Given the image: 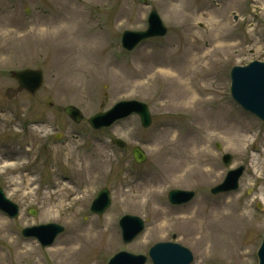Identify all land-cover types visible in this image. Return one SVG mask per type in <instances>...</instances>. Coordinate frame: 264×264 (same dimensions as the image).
Wrapping results in <instances>:
<instances>
[{
  "label": "rangeland",
  "instance_id": "374dc122",
  "mask_svg": "<svg viewBox=\"0 0 264 264\" xmlns=\"http://www.w3.org/2000/svg\"><path fill=\"white\" fill-rule=\"evenodd\" d=\"M216 6L214 38L205 18ZM151 8L167 34L124 50L121 33L144 30ZM86 24L101 36L90 45L79 35ZM254 60H264V0H0V189L21 211L14 219L0 211V264H107L120 250L147 256L170 241L191 251L190 264H257L264 122L230 94V70ZM24 68L41 69V89L7 99L16 85L10 71ZM123 100L147 104L148 128L136 114L89 126L90 116ZM67 105L81 111L80 122L64 113ZM135 145L143 163L133 160ZM238 167L235 190L211 192ZM104 187L111 203L98 216L90 205ZM170 189L195 195L171 205ZM124 214L147 220L128 243L118 225ZM50 222L63 232L49 247L21 233Z\"/></svg>",
  "mask_w": 264,
  "mask_h": 264
},
{
  "label": "water",
  "instance_id": "95a60500",
  "mask_svg": "<svg viewBox=\"0 0 264 264\" xmlns=\"http://www.w3.org/2000/svg\"><path fill=\"white\" fill-rule=\"evenodd\" d=\"M149 28L146 31L132 32L126 31L123 33V45L131 49L141 39L153 35H163L165 28L155 10H152L149 19ZM233 95L245 107L253 110L260 117L264 118V63L254 62L246 68H235L233 70ZM13 76L19 82L18 89H8V92H13V95L20 89L25 88L29 92H34L41 85L42 78L39 70H24L14 72ZM137 112L142 120V124L147 126L150 122V116L147 106L137 101H127L117 103L112 109L106 113H100L89 119V123L93 127H101L109 125L114 120L127 115L129 112ZM75 121H79L81 114L77 109L69 106L65 109ZM118 144L124 145L123 142L117 141ZM133 154L137 162H142L145 159L144 153L138 147L133 148ZM192 193L172 191L169 196L170 200H177L191 197ZM5 202L0 191V203ZM109 204L107 192L104 190L100 196L93 202L92 209L96 212H101ZM50 227V226H49ZM46 227V228H49ZM122 233L124 241L131 240L143 228V221L138 217L125 216L121 221ZM45 228V229H46ZM55 232L61 230L57 226H52ZM155 264H188L191 261L190 252L175 244H159L150 252ZM260 264H264V242L259 250ZM143 258L119 253L114 256L109 264H142Z\"/></svg>",
  "mask_w": 264,
  "mask_h": 264
},
{
  "label": "bare ground",
  "instance_id": "6f19581e",
  "mask_svg": "<svg viewBox=\"0 0 264 264\" xmlns=\"http://www.w3.org/2000/svg\"><path fill=\"white\" fill-rule=\"evenodd\" d=\"M187 1H188V0H184V2H187ZM219 9H220V8L217 7V6H216V8H211V9L209 10V15L205 18V19H206V22H207V26H208L210 32L213 33V37H214V38H215V36L218 35V33H219L218 30H217V28H218L219 25H217V24L220 23V18H219L218 15H216V14H217V11H218ZM189 13H191V12H189ZM187 17H189L188 14H187ZM55 18L57 19L56 15H54V14H49L48 17H47L48 20L55 19ZM88 27H89L88 24H86V25H84V26L79 25V30H80L79 35H80V37H81L82 39H84L85 41H87L88 44H89L90 42H95V41L99 40V39H97V38H98V37L101 38V36L98 35L97 33L90 32ZM222 39H223V38H222ZM89 45H90V44H89ZM93 50H94V49H87V52H85V56H84L83 60H85V61L87 62V64H88L87 67H89V66H93V65H92V63L94 62V58H93V56H92V55H93V52H94ZM83 62H84V61H83ZM79 63H80V65H81V61H80ZM204 102H205V100H204ZM213 120H215V119L213 118ZM86 232H87V234L89 235V234L92 232V228L88 229ZM93 232H95V229H93ZM70 242H71V241H70ZM75 244H76V243L71 242V247H73ZM68 247H69V245H68ZM71 247H70V249L68 250V252H69L68 256H71V255H70V253H71Z\"/></svg>",
  "mask_w": 264,
  "mask_h": 264
}]
</instances>
